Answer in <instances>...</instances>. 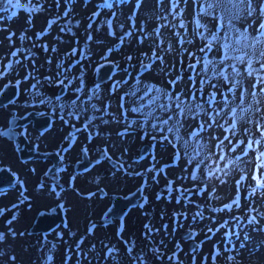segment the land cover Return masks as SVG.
<instances>
[{"label":"rangeland","instance_id":"rangeland-1","mask_svg":"<svg viewBox=\"0 0 264 264\" xmlns=\"http://www.w3.org/2000/svg\"><path fill=\"white\" fill-rule=\"evenodd\" d=\"M108 1L0 0V89L22 91L0 110V165L19 177L0 196V264H264V0L251 16L209 0ZM108 61L113 90L96 83ZM32 109L55 125L31 139L73 147L51 185L47 163H20L1 136L12 111ZM84 155L93 166L78 174ZM139 190L125 219L109 214ZM57 205L67 224L35 233Z\"/></svg>","mask_w":264,"mask_h":264},{"label":"water","instance_id":"water-1","mask_svg":"<svg viewBox=\"0 0 264 264\" xmlns=\"http://www.w3.org/2000/svg\"><path fill=\"white\" fill-rule=\"evenodd\" d=\"M106 68H110L111 70L107 73H104V70ZM116 68L112 66L109 67V65H103L101 66L97 71L96 76V83L101 84H109V81L112 79L113 74L115 72ZM106 71V70H105ZM65 93V90H63V94ZM18 95L17 87L14 85H7L4 87V89L0 92V107H4L11 102H13ZM40 112L31 111L30 113L26 114L23 117H14L10 120V127L6 129L2 134L4 137H7L8 139L12 140L16 144V151L18 152L20 158L22 160H31L33 158H40V159H53L55 161V165L57 164V159L54 153H40L37 151V149L32 146L26 137L25 134H19L16 130L20 127H26L27 125L33 123L34 127L38 131H45L49 129L52 126V117L49 115L40 116ZM81 165L79 164L77 166L78 170L80 169ZM16 181V177L7 169L2 168L0 169V187H8L14 185ZM136 195L129 196L128 199H125L124 197H118L117 200L114 202V204L111 207L110 215L116 216L118 218L124 217L128 211L130 210L133 202L136 200ZM62 211L60 208H58L56 214H48L46 212H42L38 220L36 221L34 225V232L40 233V232H46L49 233L53 231L57 226H59L62 223ZM189 235H185L184 238H188ZM194 247L191 246V249Z\"/></svg>","mask_w":264,"mask_h":264},{"label":"flooded vegetation","instance_id":"flooded-vegetation-1","mask_svg":"<svg viewBox=\"0 0 264 264\" xmlns=\"http://www.w3.org/2000/svg\"><path fill=\"white\" fill-rule=\"evenodd\" d=\"M1 90H2V88L0 89V92H1ZM61 91V90H60ZM60 94V93H59ZM21 99V97H19L18 98V100H16L15 102H13L10 106H6V107H3V108H0V110H7L8 108H10V107H12L13 105H15L19 100ZM31 111H33V109L32 110H30V111H27V112H24L23 114H20V113H18L17 111H12L11 112V115H10V117H9V119H8V124H7V126H6V128L1 132V136L3 135L2 133L6 130V129H8V127H10V120L11 119H13L14 117H23V116H25L26 114H28V113H30ZM42 115H44V114H42ZM29 128H32V130L35 132V133H37V134H39V135H44V134H47L48 132H42V131H38L35 127H34V125L33 124H29L26 128H21V129H19L18 130V132L20 133V134H22V133H25L24 131H26L27 129H29ZM26 134V133H25ZM27 136H28V134H26ZM3 137V136H2ZM4 138V137H3ZM29 139H30V142H31V144L34 146V147H36L38 150H40V151H43V152H47V151H57L60 155H61V160H60V162H59V166H58V169L57 170H55V171H51V167L53 166V161L52 160H50V159H48V160H46V159H32L30 162H28V161H24V160H22L19 156H18V159H19V161H20V163H26V164H28V163H31V162H34V163H47L48 164V167L46 166V172H45V178L44 179H42V181L40 182V184L42 185H46V184H48V183H45L46 181H47V179H49L50 177H52L53 179L55 178V175H57V174H61L62 172H63V170L66 168V166H65V157L63 156L62 157V154H61V151H59V150H55V149H53V150H48V149H43L42 147H41V144L37 141V140H35L34 138L33 139H31L30 137H28ZM4 139H6V138H4ZM34 140V141H33ZM15 151H16V145H15ZM17 153V152H16ZM81 161H84V160H81ZM85 163L83 164V165H81L79 168H82V169H84L85 171H86V169H88V168H90L91 166H92V163H90V161H87L86 159H85ZM112 162H115L113 159H112ZM3 167H8V166H2V165H0V169L1 168H3ZM41 166H39V168H40ZM10 168V167H9ZM18 183V182H17ZM17 183L14 185V186H16L17 185ZM48 185H51V184H48ZM14 187H12L11 189H13ZM4 191H2V193H3Z\"/></svg>","mask_w":264,"mask_h":264},{"label":"snow or ice","instance_id":"snow-or-ice-1","mask_svg":"<svg viewBox=\"0 0 264 264\" xmlns=\"http://www.w3.org/2000/svg\"><path fill=\"white\" fill-rule=\"evenodd\" d=\"M9 2H11V0H9ZM225 2H226V3H229V4H232L234 8H235L237 5H239V4H247V5H248V8H247V14H248L249 16H251L252 13H253V11H254V10L252 9V7H251V5H252V0H209V8H212L213 5H215V4H223V3H225ZM237 11H239L238 8H237ZM260 11H261V15L264 16V6L261 7ZM257 32H258L259 35L264 36V20H262V22L260 23V25H259V27H258V29H257ZM226 55H227V54L225 53V56H226ZM198 63H199V61H198ZM233 67H234V66H233ZM249 67H251L250 62H249ZM262 67H264V65H262ZM214 74H215V73H214ZM220 74L222 75L223 73H220ZM203 82H204V81L202 80L201 83H203ZM212 87L214 88L215 85H212ZM146 95H148L149 97H151V92H147ZM192 99H195V95H193ZM175 101H176V107H177V109L180 110V111L182 112L183 110L181 109V104H183L184 101H181V99H180L179 96H176V97H175ZM149 103H155V98H154V97H151L150 100H149ZM161 107H167V105H161ZM248 147H249V148L252 147L251 143H249ZM257 186H258V187H264V184H258Z\"/></svg>","mask_w":264,"mask_h":264}]
</instances>
